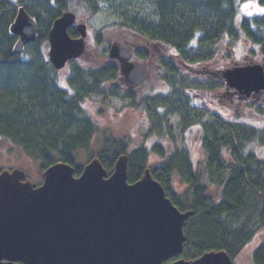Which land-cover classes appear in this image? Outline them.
<instances>
[{
	"label": "trees",
	"instance_id": "16d2710c",
	"mask_svg": "<svg viewBox=\"0 0 264 264\" xmlns=\"http://www.w3.org/2000/svg\"><path fill=\"white\" fill-rule=\"evenodd\" d=\"M239 2L0 0V137L39 159L43 168L61 160L74 165L79 175L83 166L76 163L77 155L99 131L95 116L86 107L87 96L118 97L134 107L143 106L154 114L150 134L156 133L160 139L133 148L128 137L106 136L91 158L99 157L112 171L119 156L128 155L130 183L150 168L172 202L181 211H193L184 223L181 257L190 260L206 251L225 250L236 259L264 230V158L255 149L264 147V96L243 100L233 94V105L241 104L249 114L226 120L214 113L202 123L203 158L198 166L187 149L170 150L161 138L167 134L174 139L170 116L180 118L178 128L185 134L193 119L206 115L202 107L192 104L190 92L202 99L205 93L225 91L219 78L203 75L202 80L197 74L199 65L215 58L217 44L224 38H229L233 50L240 39L247 42L250 55H259L264 66V0H258L263 10L252 15H240ZM20 6L37 21L39 33L16 55L13 48L18 36L10 27ZM73 7L92 16L104 11L118 19L120 26L151 42L155 57L145 48L134 54L144 62L157 58L159 78L167 91L138 98L135 89L123 88L119 65L113 60L88 66L72 60L64 81L59 80L61 71L47 56L48 36L56 18ZM69 33L79 35L75 27H70ZM101 34H96L99 45L104 43ZM165 48L175 53L169 55ZM175 176L185 185L181 192L172 191ZM213 186L215 196L211 194ZM251 256L252 264H264V235Z\"/></svg>",
	"mask_w": 264,
	"mask_h": 264
},
{
	"label": "water",
	"instance_id": "95a60500",
	"mask_svg": "<svg viewBox=\"0 0 264 264\" xmlns=\"http://www.w3.org/2000/svg\"><path fill=\"white\" fill-rule=\"evenodd\" d=\"M76 19L66 11L49 32L48 55L56 69L86 51V24H76L78 37L68 31ZM10 30L18 36L13 53L20 55L37 39L39 26L21 6ZM109 56L117 60L127 86L145 82L144 65L132 60L130 48L113 43ZM218 74L242 99L264 94L261 63L234 65ZM128 160L120 155L109 172L93 157L79 175L74 165L58 161L44 170L40 185L23 169L0 170V264H237L225 250L180 257L184 223L193 211H181L149 168L130 183Z\"/></svg>",
	"mask_w": 264,
	"mask_h": 264
},
{
	"label": "rangeland",
	"instance_id": "374dc122",
	"mask_svg": "<svg viewBox=\"0 0 264 264\" xmlns=\"http://www.w3.org/2000/svg\"><path fill=\"white\" fill-rule=\"evenodd\" d=\"M240 15H252L261 12L263 9L258 0H240ZM247 5V7H245ZM72 10V9H71ZM77 14L78 22H84L88 26V46L85 55L77 60V63L83 66L99 65L107 60H110L108 55L109 47L113 43L129 46L132 50L145 48L152 55L156 53L152 47L151 42H148L144 37L135 35L132 31L120 26V21L109 16L104 11L98 12L94 16L86 12L81 7H73V10ZM98 31L102 32L103 44L99 45L96 42V34ZM229 38H224L217 44L218 53L215 58L209 62L203 63L198 66L197 74L213 76L211 73H218L219 71L231 67L234 65H244L253 62H260V56L252 57L248 52L250 45L243 40L236 42L235 49L233 50L229 46ZM156 47V46H155ZM47 45V56H48ZM154 49V50H153ZM106 50V51H105ZM170 55L174 54L172 49L165 48ZM156 54L154 55V57ZM137 57H135L136 59ZM157 60V58H156ZM156 60L151 58L145 63L147 67V79L145 83L135 90L138 98H145L149 95L160 94L163 91H167V86L159 78V67ZM68 66H66L59 73V80L64 81ZM124 89H127L125 84ZM192 102L193 105L202 107L203 112L206 115L196 117L193 119V124L186 129L185 134L180 133L178 125L180 118L177 116H170L168 119L169 124L172 126L173 138L170 139L166 134V137L161 140L169 147L170 150H188L195 165L202 163L203 152L201 145L202 123L208 121L214 113H218L226 120H232L235 115L249 114V109L245 110L242 106L233 105L231 99H227L221 102L219 98L223 92L205 93L195 97ZM236 100V99H233ZM236 102V101H235ZM231 104V105H229ZM86 107L95 116L98 123V132L96 138L93 139L87 149L80 150L76 163L82 166L86 165L90 159L91 154L97 152L104 144L102 141L106 136L113 138L128 137L130 139V147H136L139 145L150 146L154 141L159 140L160 137L156 134H150V128L153 126L154 114L148 113L143 106L134 107L130 105L129 100L110 97L104 99L100 95H90L86 98ZM196 111V110H195ZM198 113V112H195ZM258 155L264 158V147L255 148ZM158 158H156V161ZM20 168L23 169L27 178L36 182L38 185L43 183L44 168L39 159L29 155L22 148L13 144L9 140L0 137V170ZM185 188L178 176H175L172 180V191L181 192ZM211 194L215 196L216 190L213 186L211 188ZM262 232V233H261ZM260 232V235L252 240L243 251L238 255L236 261L239 264H252V252L259 243V238L264 235V230Z\"/></svg>",
	"mask_w": 264,
	"mask_h": 264
},
{
	"label": "flooded vegetation",
	"instance_id": "af4514ba",
	"mask_svg": "<svg viewBox=\"0 0 264 264\" xmlns=\"http://www.w3.org/2000/svg\"><path fill=\"white\" fill-rule=\"evenodd\" d=\"M78 23V22H77ZM75 26V25H74ZM75 29L77 30V28H76V26H75ZM78 32V31H77ZM79 34V33H78ZM135 54H134V50H133V59L132 60H136V61H140V62H142V63H144V61L143 60H141V59H139L138 57L135 59ZM145 71H146V74H147V67L145 66ZM221 81H223V80H221ZM224 82V81H223ZM63 85H66V83H64V82H61ZM137 88H140V87H135V88H130V89H137ZM232 98H233V93H232V91L231 90H229V89H227V87H226V85H225V91L223 92V94L221 95V98H219V100L221 101V102H223L224 100L226 101L227 99H231L232 100ZM229 105H231V104H229Z\"/></svg>",
	"mask_w": 264,
	"mask_h": 264
},
{
	"label": "snow or ice",
	"instance_id": "6c2138e0",
	"mask_svg": "<svg viewBox=\"0 0 264 264\" xmlns=\"http://www.w3.org/2000/svg\"><path fill=\"white\" fill-rule=\"evenodd\" d=\"M245 7H247V5H245Z\"/></svg>",
	"mask_w": 264,
	"mask_h": 264
}]
</instances>
